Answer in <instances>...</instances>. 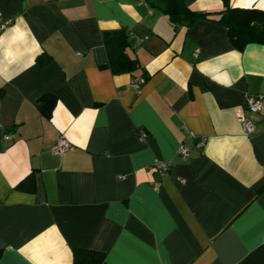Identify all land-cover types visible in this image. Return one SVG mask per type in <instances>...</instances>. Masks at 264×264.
Instances as JSON below:
<instances>
[{"label":"crops","instance_id":"crops-1","mask_svg":"<svg viewBox=\"0 0 264 264\" xmlns=\"http://www.w3.org/2000/svg\"><path fill=\"white\" fill-rule=\"evenodd\" d=\"M155 1L0 0L13 18L0 31V264H72L77 248L108 264H264V104H244L264 94V44L239 49L213 20L174 26ZM120 29L132 72L108 65L104 35Z\"/></svg>","mask_w":264,"mask_h":264},{"label":"trees","instance_id":"trees-1","mask_svg":"<svg viewBox=\"0 0 264 264\" xmlns=\"http://www.w3.org/2000/svg\"><path fill=\"white\" fill-rule=\"evenodd\" d=\"M224 7L219 10L195 11L190 9L184 0H156L151 2L159 7L174 23H187L199 19L216 21L227 28L230 41L239 49L248 43L264 44V9L257 7L230 6L223 0ZM129 32L120 29L106 32L104 43L108 53V65L114 73L132 72L136 67V60L130 58L125 49L128 44ZM47 96L37 100L42 114L49 103ZM72 264H108L105 253L96 250L77 248L73 252Z\"/></svg>","mask_w":264,"mask_h":264},{"label":"built area","instance_id":"built-area-1","mask_svg":"<svg viewBox=\"0 0 264 264\" xmlns=\"http://www.w3.org/2000/svg\"><path fill=\"white\" fill-rule=\"evenodd\" d=\"M13 22L12 17H4L2 15V12L0 11V31L5 29L7 26H9ZM145 81L144 76H135L132 81L131 85L132 87L138 91L140 85ZM244 104L245 108L252 113H256L260 110L262 104H264V94L259 93L256 95H246L244 97ZM239 120L242 124V128L244 130V133L246 135H249L253 131V123L252 120L243 112L239 114ZM5 138L10 140L12 139V135L10 133L5 134ZM205 142L204 138L199 139L196 146L202 147ZM70 142L66 139V137L63 134H59L55 143L53 144L52 150L57 153L61 154L71 148ZM179 152L182 155L188 154V149L184 145L179 146ZM155 167L158 169L161 175H165L168 172L169 165L166 161L157 160L155 162Z\"/></svg>","mask_w":264,"mask_h":264}]
</instances>
